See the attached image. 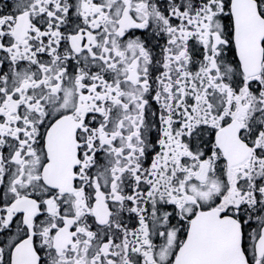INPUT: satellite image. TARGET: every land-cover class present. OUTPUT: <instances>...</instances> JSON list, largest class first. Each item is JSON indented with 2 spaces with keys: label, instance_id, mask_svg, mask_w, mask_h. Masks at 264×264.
Listing matches in <instances>:
<instances>
[{
  "label": "snow or ice",
  "instance_id": "1",
  "mask_svg": "<svg viewBox=\"0 0 264 264\" xmlns=\"http://www.w3.org/2000/svg\"><path fill=\"white\" fill-rule=\"evenodd\" d=\"M0 264H264V0H0Z\"/></svg>",
  "mask_w": 264,
  "mask_h": 264
}]
</instances>
